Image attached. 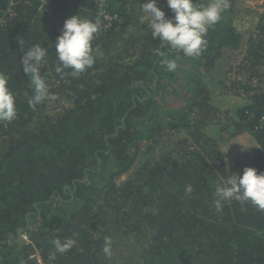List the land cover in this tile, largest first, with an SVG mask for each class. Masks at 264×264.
Masks as SVG:
<instances>
[{
  "label": "trees",
  "instance_id": "obj_1",
  "mask_svg": "<svg viewBox=\"0 0 264 264\" xmlns=\"http://www.w3.org/2000/svg\"><path fill=\"white\" fill-rule=\"evenodd\" d=\"M145 2L106 0L109 24L96 0H0V72L17 106L13 121L0 122V264H34L36 253L43 264H264V210L232 200L218 212L213 203L227 176L248 166L264 172V2L255 12L230 0L195 58L155 54L166 45L139 22ZM157 3L174 16L167 0ZM244 11L253 16L249 32L237 22ZM77 14L101 22L95 62L78 77L61 76L55 41ZM36 43L48 49L41 71L57 99L33 109L20 60ZM237 49L239 75L218 81V64ZM162 59H175L176 70ZM225 96L237 100L216 104ZM221 134L250 139L238 167ZM69 237L76 245L49 260L53 241Z\"/></svg>",
  "mask_w": 264,
  "mask_h": 264
},
{
  "label": "clouds",
  "instance_id": "obj_2",
  "mask_svg": "<svg viewBox=\"0 0 264 264\" xmlns=\"http://www.w3.org/2000/svg\"><path fill=\"white\" fill-rule=\"evenodd\" d=\"M167 5L174 13L171 18L158 6L157 0H147L140 6L139 22L142 25L147 24L152 37L159 38L161 45H166L164 48L159 47L155 54L164 57L161 49L167 48L170 52H182L187 57L195 58L207 47L206 36L209 28L220 21L222 14L230 7V0H210L206 6L196 0H167ZM100 27L99 19L83 18L79 14L65 21L61 35L55 41L56 55L60 62L55 69L57 73L61 76L70 74L78 77L93 66L95 57L92 42ZM17 40L21 48H25L26 40L21 36ZM26 49L20 63L33 87V95L28 99V104L35 109L45 100H55L57 97L50 93L46 76L41 71L46 63L48 49L40 43ZM161 63L169 72L177 68L175 59H162ZM65 69H71V72L65 73ZM16 115L15 93L9 85V77L0 72V122H11ZM192 191L191 184L185 187L186 194ZM213 195V203L218 212L222 211L223 202L232 200L242 205L251 203L259 210H264V172L255 167H245L242 175L233 173L217 183ZM24 237L27 238L26 235ZM76 243L73 237L66 238L63 242L59 238L55 239V252L49 254V260H54L56 253L69 251ZM102 251L108 257L112 255L110 237H105Z\"/></svg>",
  "mask_w": 264,
  "mask_h": 264
},
{
  "label": "rangeland",
  "instance_id": "obj_3",
  "mask_svg": "<svg viewBox=\"0 0 264 264\" xmlns=\"http://www.w3.org/2000/svg\"><path fill=\"white\" fill-rule=\"evenodd\" d=\"M264 0H241L240 4L243 5L245 7V9H247L248 7L251 8V10L258 12L261 10V6L263 4ZM241 8V7H240ZM242 9V8H241ZM244 9V10H245ZM253 18L252 14H248L245 13V11L243 13H240L238 16V21L237 22H241L242 25H240V29L242 31L247 30V32H249L250 30H248V28L250 27L249 25V20H251ZM240 50L242 49H237L236 50V54L234 57L230 56V57H225V59L223 60V62L221 61L218 64V67L216 68L215 73L218 75V81H223V82H227L229 83L234 76L239 75L237 72V66L240 64L241 59L244 57V54L240 55ZM236 72V74H235ZM219 92V91H218ZM222 95V94H221ZM225 100H220V102H216V104H218L221 107H229L231 105H233L236 100L237 97L236 96H225ZM208 132H213V126H210V129ZM222 137H224L226 139V141L224 143H222V147L224 152L226 153L227 159L228 161L231 162V164L235 165V167H238L237 164L233 163L236 162L238 163V153L240 152V150L244 149L245 145L247 146V144H249V140H247V137L245 135H241V136H237L235 138H229L227 139V135H222ZM148 146V143L144 144V149ZM145 158V154L141 153L140 156L137 158L136 163L140 162L141 159ZM140 164V163H139ZM135 168L133 167L131 170L127 171V172H123L121 173L118 177H117V183L121 184L123 183L131 174H133ZM25 235V234H24ZM29 241L28 237L25 238V242ZM35 255V257H37L36 260V264H43L41 257L39 256V253L33 254Z\"/></svg>",
  "mask_w": 264,
  "mask_h": 264
},
{
  "label": "built area",
  "instance_id": "obj_4",
  "mask_svg": "<svg viewBox=\"0 0 264 264\" xmlns=\"http://www.w3.org/2000/svg\"><path fill=\"white\" fill-rule=\"evenodd\" d=\"M99 8H98V12L99 14L105 18V20H107L110 24V21L112 19V15L107 11L106 9V0H96Z\"/></svg>",
  "mask_w": 264,
  "mask_h": 264
},
{
  "label": "water",
  "instance_id": "obj_5",
  "mask_svg": "<svg viewBox=\"0 0 264 264\" xmlns=\"http://www.w3.org/2000/svg\"><path fill=\"white\" fill-rule=\"evenodd\" d=\"M24 232H25V228H22L18 231V240L20 243L24 244L25 243V237H24ZM31 259L33 260H37V257L35 256H31Z\"/></svg>",
  "mask_w": 264,
  "mask_h": 264
},
{
  "label": "flooded vegetation",
  "instance_id": "obj_6",
  "mask_svg": "<svg viewBox=\"0 0 264 264\" xmlns=\"http://www.w3.org/2000/svg\"><path fill=\"white\" fill-rule=\"evenodd\" d=\"M34 261V264H36V260H33Z\"/></svg>",
  "mask_w": 264,
  "mask_h": 264
}]
</instances>
